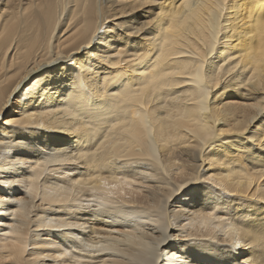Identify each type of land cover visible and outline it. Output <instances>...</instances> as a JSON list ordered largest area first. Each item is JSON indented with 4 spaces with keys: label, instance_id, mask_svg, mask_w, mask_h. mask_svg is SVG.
Segmentation results:
<instances>
[{
    "label": "bare ground",
    "instance_id": "bare-ground-1",
    "mask_svg": "<svg viewBox=\"0 0 264 264\" xmlns=\"http://www.w3.org/2000/svg\"><path fill=\"white\" fill-rule=\"evenodd\" d=\"M0 264H264V0H0Z\"/></svg>",
    "mask_w": 264,
    "mask_h": 264
},
{
    "label": "snow or ice",
    "instance_id": "snow-or-ice-1",
    "mask_svg": "<svg viewBox=\"0 0 264 264\" xmlns=\"http://www.w3.org/2000/svg\"><path fill=\"white\" fill-rule=\"evenodd\" d=\"M17 122H18V121L15 120V121H11L10 123H14V124H15V123H17Z\"/></svg>",
    "mask_w": 264,
    "mask_h": 264
},
{
    "label": "rangeland",
    "instance_id": "rangeland-1",
    "mask_svg": "<svg viewBox=\"0 0 264 264\" xmlns=\"http://www.w3.org/2000/svg\"><path fill=\"white\" fill-rule=\"evenodd\" d=\"M8 117H10V116H8ZM8 117H7V118H8ZM7 118H4L3 121H6Z\"/></svg>",
    "mask_w": 264,
    "mask_h": 264
}]
</instances>
